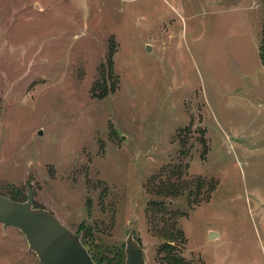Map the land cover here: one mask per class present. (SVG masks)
I'll list each match as a JSON object with an SVG mask.
<instances>
[{"label": "rangeland", "instance_id": "rangeland-1", "mask_svg": "<svg viewBox=\"0 0 264 264\" xmlns=\"http://www.w3.org/2000/svg\"><path fill=\"white\" fill-rule=\"evenodd\" d=\"M263 26L261 0H0V195L161 264L146 187L187 165L198 197L163 199L183 258L264 264ZM0 264L40 262L0 224Z\"/></svg>", "mask_w": 264, "mask_h": 264}, {"label": "water", "instance_id": "water-1", "mask_svg": "<svg viewBox=\"0 0 264 264\" xmlns=\"http://www.w3.org/2000/svg\"><path fill=\"white\" fill-rule=\"evenodd\" d=\"M149 50L147 46L146 51ZM33 203L32 191H27L24 202L0 195V224L18 229L40 264H96L79 235L71 233L48 211L33 208ZM213 237L215 233L210 232L208 238ZM124 264H145L143 250L134 240L132 229L125 241Z\"/></svg>", "mask_w": 264, "mask_h": 264}, {"label": "trees", "instance_id": "trees-1", "mask_svg": "<svg viewBox=\"0 0 264 264\" xmlns=\"http://www.w3.org/2000/svg\"><path fill=\"white\" fill-rule=\"evenodd\" d=\"M261 3L264 7V0H261ZM258 54L260 62L264 67V26L258 47ZM106 94L107 90L102 89L101 95L106 96ZM186 169L187 165L182 167H170L167 169V171H162L159 173L158 177L150 180L148 182V187H146L148 194L150 196L156 197L155 199L151 198L147 202L146 215L150 222L158 225V227L155 228V234L159 236L162 241L161 244L158 245L156 254L159 256V261L161 264H193L191 262H187L180 252V249L185 246L184 244L186 243V238L184 236L183 230L176 226V222L174 220V217L179 216L173 215L171 213L165 214V205L163 203L164 198H177L183 196L186 192H188V198H190L191 186L195 187V196L199 193L198 188L204 185V183L200 179H195L193 184L183 180L182 177L186 174ZM214 186L215 184L213 183H206V193L211 192ZM6 197L17 202L25 201L23 199L22 193L19 191L10 192ZM158 197L162 199L159 200ZM197 197L198 195L195 198ZM209 198V196H206L202 199H204L206 202L209 200ZM196 202H199V199H197ZM164 216H166V218H164ZM81 243L86 248L92 260L96 264H102L104 262H106V264H123L122 256H118L116 260L115 258L113 260L106 259L105 257L101 256L100 253L96 252V250L87 245L86 242L81 240Z\"/></svg>", "mask_w": 264, "mask_h": 264}, {"label": "crops", "instance_id": "crops-1", "mask_svg": "<svg viewBox=\"0 0 264 264\" xmlns=\"http://www.w3.org/2000/svg\"><path fill=\"white\" fill-rule=\"evenodd\" d=\"M210 232H212V231H210ZM210 232H209V233H210Z\"/></svg>", "mask_w": 264, "mask_h": 264}]
</instances>
